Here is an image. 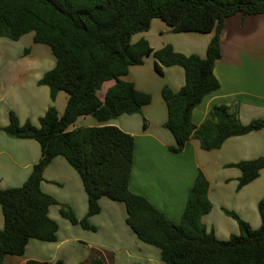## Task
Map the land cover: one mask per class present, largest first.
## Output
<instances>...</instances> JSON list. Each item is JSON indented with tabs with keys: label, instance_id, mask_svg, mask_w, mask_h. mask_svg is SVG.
I'll return each instance as SVG.
<instances>
[{
	"label": "trees",
	"instance_id": "obj_1",
	"mask_svg": "<svg viewBox=\"0 0 264 264\" xmlns=\"http://www.w3.org/2000/svg\"><path fill=\"white\" fill-rule=\"evenodd\" d=\"M263 12L264 0H0V37L18 40L32 33L34 43L47 45L55 63L38 83L49 87L51 100L60 90L67 93L63 112L48 106L37 126L30 121L21 124L13 111L8 113L3 130L11 137L36 140L41 156L20 186L0 189V264L6 255L22 256L29 239H57L58 224L48 214L53 204H59L60 215L71 223L95 230L88 218L100 211L101 197L124 204L127 225L139 240L159 249L164 264H264V196L257 205L258 228L226 211L237 220L240 233L219 239L201 221L211 208L208 181L201 170L188 191L180 222L174 223L129 188L132 135L109 124L69 128L82 115L102 122L139 112L149 103L148 93L122 79L129 66L143 63L148 55L154 58L159 74L163 66L179 65L184 70V84L177 91L167 85L161 88L167 106L163 125L175 139L170 150H181L191 138L197 139L202 149H215L230 136L264 127L260 119L242 124L237 103L211 106L199 125L191 120L192 109L219 88L213 67L221 55L224 19L234 13L244 18ZM153 18L161 19L175 32H212L205 57L185 55L170 44L152 49L144 38L131 42L135 33L149 28ZM110 80L113 84L101 99L98 91ZM146 125L144 119L142 127ZM58 155L77 171L86 192L87 212L82 218L40 188L45 166ZM233 165L241 171L240 188L259 175L264 155ZM94 253L88 264H105Z\"/></svg>",
	"mask_w": 264,
	"mask_h": 264
},
{
	"label": "crops",
	"instance_id": "obj_2",
	"mask_svg": "<svg viewBox=\"0 0 264 264\" xmlns=\"http://www.w3.org/2000/svg\"><path fill=\"white\" fill-rule=\"evenodd\" d=\"M212 35V32H175L161 19L153 18L149 28L135 33L131 42L144 38L152 49L170 44L185 55L205 57ZM219 45L221 55L213 67L219 88L205 95L192 109V122L199 125L213 105L236 103L242 124L264 120V12L244 18L239 13L226 17ZM54 63L49 47L34 43L32 33L18 40L0 37V189L20 186L41 156L36 140L11 137L3 130L9 111L16 114L21 124L30 121L37 126L48 106L54 105L59 114L65 108L67 93L60 90L51 100L49 87L38 83ZM122 79L148 93L150 102L139 112L102 122L82 115L69 128L109 124L132 135L129 188L144 196L170 221L180 222L188 191L199 169L208 181L207 196L211 202L210 210L201 217L207 231L212 230L219 239L240 233L237 220L226 211L234 212L251 228H258L261 220L257 205L264 196V166L255 179L237 188L241 171L233 164L264 155V127L230 136L219 148L202 149L198 140L191 138L181 150L172 151L169 147L175 144V139L163 125L167 106L161 88L167 85L177 91L184 84L183 68L163 66L159 74L154 68V58L148 55L143 63L129 66ZM112 84L113 80L102 84L98 91L101 99ZM40 188L59 203L68 204L78 218L86 214L87 195L81 179L63 156H55L45 166ZM99 204L100 211L88 218L95 230L71 223L60 215L59 204L51 205L48 214L58 224L57 239L52 242L29 239L22 256L6 255L3 264L56 260L63 264H88L92 251L105 264H164L159 249L139 240L127 225L123 203L101 197ZM2 226L0 207V229Z\"/></svg>",
	"mask_w": 264,
	"mask_h": 264
}]
</instances>
